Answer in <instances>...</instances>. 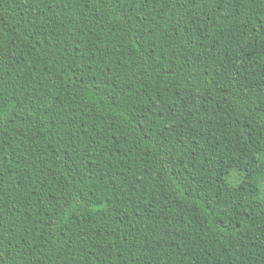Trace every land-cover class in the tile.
Masks as SVG:
<instances>
[{
    "label": "trees",
    "instance_id": "obj_1",
    "mask_svg": "<svg viewBox=\"0 0 264 264\" xmlns=\"http://www.w3.org/2000/svg\"><path fill=\"white\" fill-rule=\"evenodd\" d=\"M0 264H264V0H0Z\"/></svg>",
    "mask_w": 264,
    "mask_h": 264
}]
</instances>
